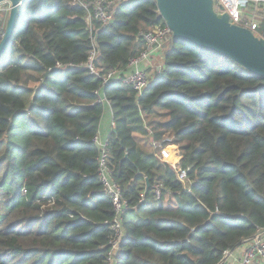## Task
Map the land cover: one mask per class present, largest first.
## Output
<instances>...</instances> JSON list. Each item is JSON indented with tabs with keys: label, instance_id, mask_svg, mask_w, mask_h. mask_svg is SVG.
<instances>
[{
	"label": "trees",
	"instance_id": "1",
	"mask_svg": "<svg viewBox=\"0 0 264 264\" xmlns=\"http://www.w3.org/2000/svg\"><path fill=\"white\" fill-rule=\"evenodd\" d=\"M118 6L92 32L73 0L20 6L0 57V264L109 262L115 209L99 179L97 91L146 49L143 33L166 27L156 0ZM93 48L101 76L83 65ZM157 65L141 95L121 79L103 88L109 164L130 204L114 264H220L264 231V78L173 35ZM168 138L177 166L152 147ZM178 167L190 168V186Z\"/></svg>",
	"mask_w": 264,
	"mask_h": 264
},
{
	"label": "built area",
	"instance_id": "2",
	"mask_svg": "<svg viewBox=\"0 0 264 264\" xmlns=\"http://www.w3.org/2000/svg\"><path fill=\"white\" fill-rule=\"evenodd\" d=\"M125 0H73L74 4L83 6L86 10L85 20L92 32V22L97 20L103 25H107L113 19L118 5ZM220 4L224 6V10L230 14L231 21L239 25L245 26L253 30L256 34L260 19L256 14L260 13L264 9V0H218ZM24 0L21 2L23 4ZM6 3V2H5ZM4 4V3H0ZM21 4V5H22ZM10 4L9 2L5 7L0 6V42L5 35L6 20L8 15L3 16V11L9 14ZM252 12V13H250ZM262 19V18H261ZM171 30L166 27L157 26L153 30L143 33V41L146 49L137 57L130 60L128 67L125 70H111L101 76V71L96 65L98 57L97 48H93L87 57V61L83 64L91 74L101 76L103 79L101 88L97 91L99 99L97 103L105 105L109 104L103 95V88L109 85L114 80L121 79L126 85H131L141 95L145 88L150 83L151 68L155 67V58L162 55L160 51L163 45L171 39ZM91 38L94 41L95 38L91 33ZM63 64L57 63L58 67H62ZM152 68V69H153ZM114 127L115 122H112ZM165 141H172L171 138L163 140H154L152 146L154 151H158L160 158L163 159L161 154L164 153L167 147H165ZM94 142L100 148L99 156V179L103 184V190L112 198V202L115 209V217L111 222L114 234L110 239L111 249L108 252V264H114V257L117 251L120 249L121 241L124 239V215L130 208V204L127 198L123 196L122 188L120 184L114 179L113 170L109 164V152L107 149L108 140H103L100 131L94 137ZM165 160V158H164ZM165 162L169 163L165 160ZM189 169L179 167L177 169V176L183 182H188ZM155 192L157 198L161 196L162 188L159 185L155 186ZM22 194H27V188L22 189ZM52 204V203H50ZM241 256L235 258L232 250H226L224 257L220 264H264V231H259L255 236L244 240L241 245Z\"/></svg>",
	"mask_w": 264,
	"mask_h": 264
},
{
	"label": "water",
	"instance_id": "3",
	"mask_svg": "<svg viewBox=\"0 0 264 264\" xmlns=\"http://www.w3.org/2000/svg\"><path fill=\"white\" fill-rule=\"evenodd\" d=\"M22 1L0 0V3L10 4L5 35L0 42V57L5 54L13 35ZM156 3L174 37L224 54L264 78V38L250 28L232 22L218 0H156ZM114 21L112 19L111 23ZM146 183L147 191L150 188L148 178Z\"/></svg>",
	"mask_w": 264,
	"mask_h": 264
},
{
	"label": "crops",
	"instance_id": "4",
	"mask_svg": "<svg viewBox=\"0 0 264 264\" xmlns=\"http://www.w3.org/2000/svg\"><path fill=\"white\" fill-rule=\"evenodd\" d=\"M6 15H8V13ZM259 17L264 20V9L260 12ZM102 95L104 96V92H102ZM113 121H114V117H113L112 106L111 104L106 102L104 105V112H103V117H102L101 124H100V130H99L101 133L102 139L105 141L109 140L110 134L113 131V128H114L112 125ZM167 149L168 147L166 148V150ZM187 183H188V186L191 185L190 182H187ZM233 255L235 258H239L241 256V248L235 250Z\"/></svg>",
	"mask_w": 264,
	"mask_h": 264
},
{
	"label": "rangeland",
	"instance_id": "5",
	"mask_svg": "<svg viewBox=\"0 0 264 264\" xmlns=\"http://www.w3.org/2000/svg\"><path fill=\"white\" fill-rule=\"evenodd\" d=\"M7 5V3H4V4H1L0 6L1 7H5ZM250 13H252V12H250ZM257 16L259 15L260 16V13H258V14H256ZM258 16V17H259ZM169 42V40L163 45V47H162V49L160 50L162 53L164 52V48H165V46H166V44ZM162 56V55H161ZM158 58H160V56L159 57H156L155 58V62H154V64H155V67L152 69L151 68V70H152V73L150 72V78H154V77H156V72H154L155 70H156V68H157V66H159V65H157V63H158ZM159 69V68H158ZM150 120H155V117H151L150 118ZM171 140H173V138H171ZM153 147V146H152ZM171 147H173V148H175V149H178V145H176V144H174V143H172V144H170L169 146H168V148H171ZM149 149H150V147H149ZM174 149V151H173V153H172V156L174 155L176 158L174 159H170V158H172V157H168V158H166V156H165V153H163V154H161L162 156H163V159L162 160H164V158H165V160L166 161H168L171 165H175V166H177L176 165V163L178 162V160H179V158H180V156H179V154H178V150H175ZM164 160V161H165ZM179 168V167H178ZM177 168V169H178ZM187 183V182H186ZM188 184V183H187Z\"/></svg>",
	"mask_w": 264,
	"mask_h": 264
}]
</instances>
